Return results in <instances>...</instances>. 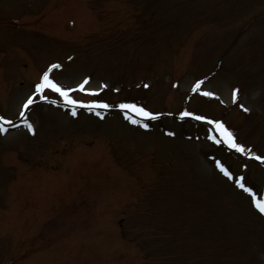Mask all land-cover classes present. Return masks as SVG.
Returning <instances> with one entry per match:
<instances>
[{
    "label": "rangeland",
    "instance_id": "374dc122",
    "mask_svg": "<svg viewBox=\"0 0 264 264\" xmlns=\"http://www.w3.org/2000/svg\"><path fill=\"white\" fill-rule=\"evenodd\" d=\"M86 1L0 0V114L12 123L19 120L40 74L48 63L59 60L65 68L50 72L57 83L75 89L87 77L86 89H107L100 97L70 94L78 101L92 97L112 104L132 101L162 116L150 119L151 128L145 132L118 116L98 121L82 113L71 118L42 102L26 111L36 129L33 135L22 129L0 132V264L15 259L13 264H128V243L121 239L124 229L117 222L132 215L129 220L136 216L151 233L165 227L173 218L170 214L185 207L181 202L167 214L155 212V188L169 176L191 192L190 205L201 195V201L217 207L213 215L224 223L221 240L235 244L231 259L264 264V223L249 198L216 173L208 155L234 159L207 142L204 124L192 125L186 116L177 120L184 118L180 116L184 111L211 117L222 122L238 143L264 154V15L231 52L224 29L206 28L200 34L186 30L155 39L153 45L163 47L158 54L127 57L124 46L107 44L116 39L123 22L128 24L129 13L116 15L115 6L106 0H90L106 6L108 10L100 14ZM235 1H252L259 4V14L264 12V0H221L227 5ZM192 3L197 11L209 5L203 0ZM187 20L185 15L179 22ZM197 78L203 83L194 92ZM44 94L61 97L47 89ZM235 103L238 107L231 106ZM160 125L173 130L174 136H165ZM248 166L249 177L262 180L258 186L264 192V172L256 175L264 168ZM48 174L64 185L54 183ZM96 174L101 175L96 193L78 192L80 182L86 176L91 181ZM49 198L56 203L55 220L46 228L43 220L37 224L32 216L39 213L34 201ZM158 245L159 262H170L169 242L152 240L151 253ZM174 250L178 256L179 250ZM138 263L139 258L134 264Z\"/></svg>",
    "mask_w": 264,
    "mask_h": 264
},
{
    "label": "snow or ice",
    "instance_id": "6c2138e0",
    "mask_svg": "<svg viewBox=\"0 0 264 264\" xmlns=\"http://www.w3.org/2000/svg\"><path fill=\"white\" fill-rule=\"evenodd\" d=\"M69 59H71V58H69ZM60 67L61 66L57 63V64L50 65L47 70L43 71V73L41 74L39 82H37L34 85V90H33L32 94L30 96H28V98L26 99V101L22 105V110L19 113V116H20V118H22V123L25 125V127L29 131H32L33 127H32L31 122L26 118V112L23 109H27L30 105L35 103L33 97H38L40 100H48L49 97L47 95L43 94L46 89L51 90L55 93H59V95L64 99L65 105L66 106L67 105L72 106L71 114L73 116H75L77 114V112H76V106L77 105H80L82 107H86L89 109L109 108V107L113 106V105L103 103V102H98L95 100L88 102V103H84L82 101H78V100L73 99V97L69 93L75 91V89L62 86L61 84L57 83L53 78H50V72L53 69H59ZM202 83H203V81L197 80L195 82V84L193 85L192 91L195 92V91L199 90ZM86 84H88V78H85L81 83H79L77 85V88L80 91H88L92 94H95L96 90L95 89H86L85 88ZM203 94L207 95V96H214L215 95V93H212V92H204ZM232 95H233V99L235 100V98H236V91L235 90L233 91ZM52 103H56V101L53 100ZM117 106L121 109H132L138 115L149 118V119H155L156 116L159 115V113H153L151 111L146 110L143 107L137 106L134 103H121ZM241 107L243 108V105H241ZM244 110L247 111V109H244ZM96 114L101 115V113H99V112H97ZM192 115H193V113L187 112V111L180 113L181 117L192 116ZM195 118L198 120L207 119L204 116H196ZM0 121L4 122V123H0V132H6L7 129L4 127V124L5 123L6 124H12V121L11 120H5V118L3 116H0ZM132 122L133 123H140V121H137V120H133ZM209 123L214 124L215 125L214 131H216L220 134L221 139H217V137L215 135L210 136V139L215 141L217 144L221 143V140H222L225 145H227L229 148L235 149L237 152H240V153L245 154V155L255 156V158L257 160H264V156H256L255 153L251 152L250 149L246 148L243 144L237 143L233 133L228 128H226L222 122H220L218 120H216V121L209 120ZM148 126H149L148 124H143V127H145V128H147ZM216 163H217V166L220 168V170L223 172V174L226 177H228V179H233L232 173L226 167H224L219 161H217ZM234 182L239 188H241L243 191L247 192L251 196L252 203L254 204V206L257 208V210L260 213L264 214V194H261V197L258 198L257 193L255 191H253V189L251 187H246L243 176L235 177Z\"/></svg>",
    "mask_w": 264,
    "mask_h": 264
},
{
    "label": "trees",
    "instance_id": "16d2710c",
    "mask_svg": "<svg viewBox=\"0 0 264 264\" xmlns=\"http://www.w3.org/2000/svg\"><path fill=\"white\" fill-rule=\"evenodd\" d=\"M114 3L118 1L120 3L128 4L131 14L134 13L141 14V12L149 11L154 6H156L161 0H111ZM207 223H202L201 226H206ZM196 231L193 233L199 236L204 229L195 228ZM195 245H192L190 248L186 247L185 243L180 244V249L187 248L182 255L177 256L169 264H225V261H221L220 254L221 252L227 249L226 246H222L220 243H213L211 248H203L201 245H197V248H194ZM210 251V252H209Z\"/></svg>",
    "mask_w": 264,
    "mask_h": 264
},
{
    "label": "bare ground",
    "instance_id": "6f19581e",
    "mask_svg": "<svg viewBox=\"0 0 264 264\" xmlns=\"http://www.w3.org/2000/svg\"><path fill=\"white\" fill-rule=\"evenodd\" d=\"M259 98V97H258ZM259 100V99H258Z\"/></svg>",
    "mask_w": 264,
    "mask_h": 264
}]
</instances>
